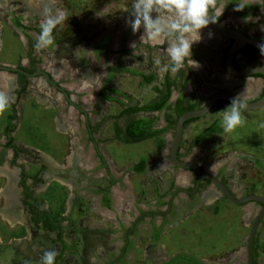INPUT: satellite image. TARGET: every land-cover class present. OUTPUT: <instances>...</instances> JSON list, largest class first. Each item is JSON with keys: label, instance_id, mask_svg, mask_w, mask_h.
Listing matches in <instances>:
<instances>
[{"label": "flooded vegetation", "instance_id": "1", "mask_svg": "<svg viewBox=\"0 0 264 264\" xmlns=\"http://www.w3.org/2000/svg\"><path fill=\"white\" fill-rule=\"evenodd\" d=\"M7 1L8 0H0V19L2 18L4 21H8L10 28H13L17 36H23L25 40L22 41V44L26 50L25 55L21 56L14 65L0 61V71L4 70L13 74L12 82L15 84L14 98L16 99L17 95L20 96L30 89V81L33 78L40 77L41 84L46 86H44L45 89L50 87L55 92H59L66 107L69 108V106H71L75 109L76 113L79 115L77 124L79 123V127L83 129V136H81V140H84L85 152L83 151V154H86L90 146L92 153L90 154L91 156H89V161L91 164L93 161H96V163L98 162V164H95L92 169L86 171L82 155L81 157H77L74 156L75 153L73 156L72 154L69 155L66 153L62 155V161L50 162L37 153H27L28 150L25 148L26 146L14 139L12 132L14 125L11 122L14 116L10 117L9 114L0 135V150L4 149L8 151V153L4 155L3 160L0 161V178H2V182L0 181V218L8 223L10 222L11 226L13 222L21 223L24 225V230H26V232L13 237L15 241L12 242L0 239V259L4 263L40 264V258L45 251H52L57 248L55 264H132V261L137 256L136 247L141 240L139 234H137L138 227H140L139 224H145L143 226L148 227V229L150 228L149 240L157 239L161 232V227L164 226L166 221L173 218V210L178 209V207H173L177 201L188 206L195 198L199 201H204L206 198L205 195L209 191L210 198L211 194L214 193L216 199L222 197L224 200L230 201L214 182L203 177L197 179V174L192 169L185 168L191 172V178L187 185L169 184L170 186H168L169 188L167 191L156 201L155 206L160 207L166 205V209H143L140 207L139 213L131 220L128 229L120 236L121 240L119 242L117 241L118 237L115 238L116 236L109 240L106 234L102 237L87 235L88 232L92 230L90 231L87 228L88 226L84 225L83 221L86 217H89L90 213H83L82 217H80L81 211L84 210L85 207L111 208L114 206L112 186L117 182L118 178L113 172V164L108 161V158L100 147L102 136H98L97 132L103 126L104 121L101 119H92L91 111L85 109L84 106L81 105L79 97H77L78 99H73L70 88L63 83L67 76L62 75V72L58 76H55L51 68L41 63L42 57L35 51L34 45L40 33V24L42 22L41 19L37 18L44 16L43 13L46 7L51 9V15L53 14L54 17L57 15L56 12L58 8L52 7L54 0H34L35 2L33 4L30 3V0H17L19 3L14 8L8 7ZM243 2L247 4L250 0H243ZM235 6V0H233V3H230L226 7L219 21L228 27L240 31L249 38L264 43V31L261 30L262 27H264V11H262L261 5L258 3L251 4L240 12L233 10ZM88 14L90 13L86 11L84 16ZM156 15L157 14L154 12L153 17L155 18ZM249 15H251L253 19L251 22L246 23L243 18ZM25 16H29V18L33 17L32 19L35 20V22L30 19H23ZM120 20L121 19L117 18L112 22V28H116L118 27L117 24L123 21L122 27L119 30L98 32L91 44L93 55L98 58L103 56L106 63L109 60L110 54L116 52L117 55L114 57V64L108 66V74L118 71L117 67L120 64L124 65L126 60L139 61L143 54L147 59L155 56L160 63L166 54L164 47H160V44L155 41H141L140 37L144 34V30H141L140 33L136 35L133 33L127 21L124 22V20ZM1 27H3L2 23L0 25V28ZM205 30H210L211 34L217 36L216 41L210 39L211 45H207L211 48H213L212 46L216 48L221 46V51L223 52L221 62L223 71L231 77H238L241 79V83L238 85L229 83V87L226 86L217 90L230 91L236 96L248 101L256 100L261 97L264 94V75L260 72H254L245 76H237L229 72L225 66L224 57L226 49L233 39L220 35L209 27ZM167 38L168 37H163L161 39L162 42H165ZM206 38L209 37L207 36ZM133 43L136 44L135 54L131 46ZM192 58H194L193 54ZM251 64L264 65V56L261 55L256 45L243 42L234 52L233 66L238 69H243ZM4 65L19 67L23 69L24 72L5 69L3 68ZM45 72L48 73L49 78L45 75ZM240 86H247L252 92H256L255 97H241L237 93V89ZM207 97L204 100L199 99L197 103L194 104L193 108L201 107ZM120 98L122 97L120 96ZM127 98L131 99L130 96ZM129 99L123 101L126 102ZM178 103L185 107L190 104L185 97L179 96L176 97L173 105L176 106ZM224 103L230 104V102L224 99H217L207 112ZM163 108L164 107L159 110ZM259 108L263 109L264 104L256 108H241V110L246 111ZM204 114L193 119L199 118ZM213 121L209 122L206 126L210 125ZM188 122L189 121L184 123V129ZM172 129H174V127ZM112 132L113 134L120 133L123 138H129L126 127H112ZM214 132L201 139L196 138L197 134L193 140L185 145L186 147L182 153L177 151V156L181 159L194 160L198 162L202 168L206 169L204 164L198 161V158L191 155V152L194 146L201 140L209 138ZM234 156H237L238 160L246 159L250 162L249 168L253 165L264 173V161L258 155L252 152L238 150ZM33 163L36 165L31 168ZM227 164L228 162L222 163L216 170L211 171L210 169V174L224 183L237 197H242L251 193L259 194L264 197V190L260 191L257 188V184H254L255 181L249 179L245 174L246 171L241 170L228 173L225 171ZM100 167L103 168L105 172L103 178L106 183L104 185L99 184L98 181V178L100 177L101 179L102 177L94 174ZM83 175L84 181L82 178ZM59 179L64 180L65 183L61 184L69 190L66 200L63 201L64 206L69 207V213H64L63 208L62 210H49L48 200L45 197L40 198L39 196L40 192H44L46 195L50 184L52 182L60 183ZM238 193H240V195H238ZM86 194L89 195L86 197ZM247 202H253L257 208L255 212L252 213L249 220V233L252 220L262 208L263 204L254 199L236 204H246ZM18 218H21L19 219L20 221ZM108 231L109 228H106V232ZM247 236L245 238L246 244ZM246 244L243 259L236 256V254L231 251L227 253L225 259L211 258L210 260H205L196 254L182 251L176 252V254L169 257H167L164 252H158L156 254L152 248L155 244L151 246L147 242L146 249L142 254L143 260L136 261L135 264H247ZM4 245L11 247V249H3L2 246ZM263 248L264 214L259 220L255 231L253 241V264H259L260 260H263L264 264V256L259 259L260 253H263ZM89 254H94L96 256L94 259H89ZM86 259L89 260L87 261Z\"/></svg>", "mask_w": 264, "mask_h": 264}, {"label": "rangeland", "instance_id": "2", "mask_svg": "<svg viewBox=\"0 0 264 264\" xmlns=\"http://www.w3.org/2000/svg\"><path fill=\"white\" fill-rule=\"evenodd\" d=\"M34 2V0H30L32 4ZM6 3L8 7L14 8L19 2L8 0ZM132 4L133 0H54L52 7L58 8L56 16L63 13L64 19L53 32L55 44L50 48L36 52L42 57L41 63L51 68L55 76H58L61 72L62 75L67 76L63 83L70 88L72 98L78 99L77 97H79L81 105H85L91 111L92 119L104 121L103 126L97 131L98 136H102L103 143L100 144V147L109 160L113 158L110 162L114 165L120 176L119 178L123 180L119 184L120 189L127 193L129 197L128 199L121 198L119 202L126 206L127 201L131 199L132 201H140L141 206L150 208L156 204L158 191L163 192L168 188L176 170L178 172L182 171L170 163L169 160L166 166L152 169L153 162L160 159V156L166 155L174 129H167L145 140L119 144L117 140L111 139L112 119L110 116L119 111L122 106L120 101L127 100L128 96H133L136 99L141 97L142 100H147L153 94L152 86L158 82L163 73L164 61L162 60L159 63L156 57L147 59L144 54L139 61L126 60L124 62L126 66L133 67L137 71L153 73L155 75L153 81L142 87L138 82V75L123 74L116 79L112 78L108 82V85L125 92L118 96L119 99H116L117 101L120 100L119 102L95 97L99 82L103 79L106 80V76H109L108 66L117 54L116 52L111 53L107 64H105L104 59H102L103 56L98 58L93 55L91 44L98 32L119 30L123 21L119 22L116 28H112V22L117 18L124 20V22L128 21L131 18L129 14L132 10ZM86 11L90 14L84 16ZM32 18H29V16L23 17L25 20L30 19L35 22ZM37 19L43 20L44 16ZM1 23L3 27L0 28V61L14 65L21 56L25 55L26 50L22 44L25 39L22 35L17 36L13 28H10L8 21L1 18L0 25ZM140 31L135 34H139ZM201 47V45L197 46V48ZM206 52H208L209 57H217L222 62L223 52L221 46L216 51L207 50ZM61 55H65L67 58H59ZM90 72H97V74L90 76ZM12 75L7 71H0V92L5 93L11 102L5 114L0 116V135L9 114H13L14 118L11 122L14 125L12 130L14 139L26 146L27 153H37L50 162L62 161V155L66 153L72 154V156L75 153L74 156L81 157L82 150L84 151V140H81L83 129L79 127V123L77 124L79 115L75 109L71 106L66 107L59 92H55L50 87L45 89L46 86L41 84L40 77L33 78L30 81V89L20 96L17 95L15 99V84L12 82ZM196 84L198 85V82L194 81L193 85ZM140 92H144L145 95ZM229 106L230 104L224 103L221 107L211 109L203 116L188 122L185 126V139H188L195 136L210 120L220 117L219 131L214 132L209 138L201 140L192 148L191 155L198 157L196 154V150H198L202 154L199 156L198 161L206 167L210 168L211 158L222 159L223 156H228L233 151V154H236L238 150L252 152L264 161V111L255 113L249 110L246 114L244 110H241L243 116L246 117V123L243 127L238 128L235 133L229 134L224 132L221 127V111ZM141 115H149L154 118V126H160L164 123L163 112L155 111L142 113ZM124 120L125 117H121L119 121ZM87 150L92 153L90 146ZM7 153L8 151L4 149L0 150V161ZM142 153L147 156L145 170L142 172L130 170L133 161L137 160ZM95 163L96 161H93L92 165L95 166ZM35 165L33 163L31 168ZM186 173L190 176L188 171ZM245 174L249 179L255 181L254 184H260L259 188L264 190L263 172L252 165L249 170H246ZM82 178L84 181V175ZM188 180L185 179L182 182L187 183ZM0 181L2 182V178H0ZM59 181L60 183L52 182L50 184L46 195L44 192L39 193L40 198L45 197L48 200L49 210H62L63 201L66 200L68 195L69 190L61 184L65 183L64 180L59 179ZM98 181L99 184L105 182L104 178L100 179V177ZM219 200H224V198L220 197ZM197 202L198 200L195 198L190 205L186 206L177 201L173 205L175 208L178 207L177 210H173V218L165 222L164 226L161 227L158 238L153 242H150L148 238L150 228L148 229L146 226L144 228L140 224L137 234L140 236L141 243L140 247H136L137 256L132 264L143 260L142 254L144 252H142V249H146L144 244L147 240L150 243H157V248L160 244H164L167 257L173 256L177 251H182L196 254L205 260L211 258L225 259L227 252L221 251L223 249L220 246L222 236H227L229 228L231 234L240 235L244 229L241 222H239L240 212L233 203L230 206L227 202H223L225 205H222L218 200L212 204L203 202L197 205ZM211 223L212 225H210ZM24 232L26 230H24V225L21 223L13 222L11 226L10 222L8 223L0 218L1 240L15 241L13 237ZM2 248L11 249V247L5 245ZM54 250L57 251V248ZM231 251L229 249L228 253ZM154 252L158 253L157 250ZM0 264L7 263L0 259Z\"/></svg>", "mask_w": 264, "mask_h": 264}, {"label": "crops", "instance_id": "3", "mask_svg": "<svg viewBox=\"0 0 264 264\" xmlns=\"http://www.w3.org/2000/svg\"><path fill=\"white\" fill-rule=\"evenodd\" d=\"M205 29H202L203 34L201 33L203 36V40L199 43L194 44L193 49H192V52L194 55V58H192V59L200 62V64H201L200 69L199 70H193V69L189 68V69L181 70L176 76H173L170 72L163 70V73L159 77L158 82H156V84L153 83L154 84L152 86L153 94H151L149 96V98H147V100H142L141 97L136 99L133 96H130L131 99L128 98L129 100L126 102L119 100L121 105H122L121 108L119 109L118 112L114 113V115L110 116L112 119V123H113L112 127H114V128L117 126L118 127L119 126L120 127H126L128 122H130L131 120L139 118V117H147L148 116L150 119H153L152 128L161 129V131L159 133L155 134V135H158V134H160V133H162V132H164L167 129H170L172 127V126H170L169 122H170V119H172L174 117V112H173V106L174 105L173 104H174L176 97H178V96L179 97H185V99H187L189 101V103L195 104V103H197V101L199 99L204 100L208 95H210V93L212 91L220 89V88H224L226 86L229 87L228 86L229 83H232L233 85H238L239 83H241L240 78L231 77L223 71V69H222L223 67H222V63H221L220 59H218L217 57H214V56H210V57L208 56L209 54H208V52H206L207 50L216 51L217 48L214 46H212L213 48H211L207 44L211 43L210 39L213 41L214 40L216 41L217 36L216 35L214 36L213 34H211L210 30L206 31ZM205 36L206 37L208 36L209 38H206ZM168 40H169V38H167L165 42H162V40H160V42H158L160 44V47H164L165 51H166L167 47L169 46ZM199 45H201L202 47L197 48V46H199ZM152 57H155V56H152ZM59 58L65 59V58H67V56L61 55V56H59ZM102 59H104V61H106L104 57H102ZM163 61H164L163 69H164L165 65H168L171 63L170 57H168V55H167V51H166V54L163 58ZM105 64H107V63L105 62ZM113 64H114V59L112 60V63L110 65L112 66ZM117 70L118 71H115V73H111V74L109 73L108 74L109 76H106V80L103 79V80H101V82H99L100 84L96 90L97 94L95 95V97L97 96L100 99L105 98V99L117 101L116 99L118 98L119 95H118V93H115V92L118 91V92H122L123 94L125 92L115 88L112 85H108V82L112 78L116 79L117 77L122 76L123 74L132 73L133 75H138L139 76L138 82L140 83V86H142V87L145 86L147 83H149V82L151 83V81H153V80H151L149 82H146L145 81L146 75L152 74L155 78V75L153 73L138 72L133 67L131 68L129 66H126V64H124V65L120 64L117 67ZM96 74H97V72H93V73L90 72V76H93ZM167 81L171 82V93H170L171 95H170L169 99L167 100V106L166 107H164L161 110L152 109V110H144V111L128 109L130 107L137 106V105L150 104V103L158 100V98L161 95V91L164 89ZM194 81H197L198 85L197 84L193 85ZM237 93L243 98H249V97H255L256 92H252V90L247 86H240L237 89ZM141 94L145 95L144 92H142ZM119 101H117V102H119ZM84 108L88 110V108H86L85 105H84ZM249 110L253 111L255 113H261L262 111H264V108L263 109L259 108V109H254V110L249 109ZM249 110L244 111V113L247 114L249 112ZM155 111H159V112L164 113V123L160 126H154L155 119L152 118L151 116L141 115L142 113H150V112H155ZM121 117H125V120L122 122L119 121ZM216 118H220V117H215L214 119H216ZM213 120H210V122ZM190 121H192V120H189V122ZM155 135H153V136H155ZM153 136H149V137L142 138L139 140L123 141L120 139V138H123L120 133L119 134L118 133L113 134V132L111 133V139L113 138V139L117 140V142L119 144L145 140V139L151 138ZM195 136H191L188 139H185L186 134H185V129H184L183 137L181 139L182 141L180 143L178 152L182 153L186 147L185 145L187 143H189L191 140H193ZM125 139H129V138L127 137ZM233 153H234V151L231 152L228 156L227 155L223 156L222 159L221 158L220 159L211 158L214 160H212L213 162L210 160V168L206 167L204 165L206 170L210 171V169L212 168L213 165H214L213 170H216L222 163H226V162H228V164L226 166L225 171H227L228 173H230L232 171L238 172L241 170H244V171L249 170L250 169L249 168L250 163L246 159L238 160V157L234 156ZM90 154L91 153H89V150H87L85 155L83 154V150L81 153V155L83 157L84 167H85L86 171L88 169H92L94 167L91 164V162L89 161V156H91ZM165 154L166 155H162L160 157L158 156L160 159H156L155 162H153V164H152L153 168L152 169H154V167L155 168H157V167L161 168V167L166 166L169 158L167 156V151ZM196 154L198 157H195V158H199V156L202 155L201 153H199L198 150H196ZM141 156H143V157L145 156V160H144L142 169L140 171H138V170L134 169L133 165L140 159ZM112 160H113V158H111V160L108 159L109 162ZM146 160H147V156L144 153H142L137 158V160L133 161V163L131 164L129 169L132 171H135V172L144 171L146 168V165H145ZM170 163H171V161H170ZM95 164H98V162ZM177 168L181 169L182 171L178 172L176 170V172L173 176V179L171 182H169V184H171V185H173V184L187 185L188 182L183 183L182 181H185V179H190L191 178V172L185 168H181V167H177ZM185 170L190 173V176H188V173H186ZM113 172H114L115 176L118 178L117 182L114 183L112 186L113 196H114V206L111 208H107V207H97V208L89 207L88 208V207H85L84 210L81 211L79 216L82 217L83 213H86V212H88V214L90 213L89 217H86V219L83 221L84 225L88 226L87 228L90 231L92 230L91 232H88L87 235H90V236L93 235L96 237L101 236L102 237L104 234H106L108 236L107 239H109V240L116 236L115 238L118 237L117 241L119 242L121 240L120 236L128 229L131 220L134 218V216H137V214L139 213V208L140 207L143 209H148V208L141 206L140 201H135V200L132 201L131 199L127 201L126 206L122 205V203L119 202L121 200V198H127L128 199L129 197L127 196L128 195L127 193H125L124 191H122L120 189L119 184L123 180L121 181V179L119 178L120 176L116 172L114 165H113ZM88 174H90V173H88ZM94 174H96L97 176H101L102 179H103V176H105L104 169L101 167L98 168L97 171L94 172ZM246 181H247V179H246ZM105 183L106 182L102 183V185H104ZM168 186H170V185H168ZM260 186H261L260 184H257V188L261 191L263 189H260L259 188ZM167 189H165L163 192L158 191V196H157L156 200H158L159 197L167 191ZM88 195L89 194H86L85 196L87 197ZM238 195H240V193H238ZM205 197L206 198L204 201L198 200L197 205H199L203 202L204 203H215V201H217V200L222 205H225L223 202L229 203L230 206H232L234 204L233 202H230V201L219 200L220 198L216 199V195L214 193L211 194V198H210V191L208 193H206ZM132 198H133V196H132ZM235 205L240 212L239 222H241L244 229L240 233V235H237L236 233L231 234L230 233L231 229L229 228L227 236H224V237L222 236L223 239L221 241L220 246L223 249L221 251H226L228 253L229 249H231L234 252V254H236V256H239L241 259H243L244 254H245L244 248H245V244H246L245 238L248 234V229H249V220L251 218L252 213H254L257 208L253 202H247L246 204H240V205L235 203ZM150 208L163 210V209H166V205H162L160 207L151 206ZM68 210H69L68 206L63 207L64 213H69ZM129 211L131 212V214H129L130 213ZM210 225H212V223ZM143 227L145 228V226H143ZM106 228H109L108 232H106ZM210 228H211V226H210ZM223 230H224V227H223ZM259 239H261V238H259ZM149 241L153 242V241H155V239L149 240ZM149 241L148 240L146 241V243L144 244V247L147 245V242H148V244H150L151 246H153L155 244L152 247L154 249V251L157 250L158 252L166 253V246L164 244H160L159 247L157 248V243H150ZM140 243H141V241L138 243L137 247H140ZM214 244H215V242H214ZM144 250L145 249L143 248L142 252H144ZM93 255L94 254H89V259H92V258L94 259L96 255H94V256ZM263 256H264V248H263V253H260L259 259H261V257H263ZM259 264H263V260H260Z\"/></svg>", "mask_w": 264, "mask_h": 264}, {"label": "clouds", "instance_id": "4", "mask_svg": "<svg viewBox=\"0 0 264 264\" xmlns=\"http://www.w3.org/2000/svg\"><path fill=\"white\" fill-rule=\"evenodd\" d=\"M233 3V0H133L131 18L127 21L133 33H137L143 28L144 34L141 41L160 42L163 37H168V47L166 49L171 63L164 66V71L176 76L181 70H199L200 62L192 59L193 45L203 40L202 29L210 24L219 22L226 7ZM260 4L264 11V0H250L244 3L243 0H235L234 11H243L251 4ZM157 15L153 17V13ZM211 13V14H210ZM44 19L40 24V33L34 45L35 51L40 52L50 48L55 44L53 35L57 25L64 19L63 13L58 16L51 15V9L45 8ZM244 21L251 22V15L243 18ZM264 31V27L261 29ZM211 35V34H210ZM135 43L131 46L134 49ZM260 53L264 56V43L257 45ZM9 97L0 92V116H3L10 107ZM242 105L239 100L233 98L230 106L221 111V127L226 133H235L246 123V117L241 111ZM214 165L211 168L213 170ZM56 251H45L40 258V264H55Z\"/></svg>", "mask_w": 264, "mask_h": 264}, {"label": "water", "instance_id": "5", "mask_svg": "<svg viewBox=\"0 0 264 264\" xmlns=\"http://www.w3.org/2000/svg\"><path fill=\"white\" fill-rule=\"evenodd\" d=\"M208 27L220 35L230 37L233 39L231 44L227 47L226 52H225V57H224L225 66L229 72L237 76H245V75H248L254 72H260L262 75H264V65H261V64H251L243 69H238L233 66L234 52L241 46L243 42H249L256 46L260 44V42L245 36L240 31L234 28L224 25L220 21L215 24H210ZM3 68L24 72L23 69L13 66V65H4ZM45 75L49 78V75L47 72H45ZM236 97L241 103L242 108H256L264 104V94L256 100L248 101V100H244L236 96L235 94L227 90L214 91L212 94H210L207 97V99L204 101L201 107L186 110L177 116L176 121H175L173 136L168 146L167 154H168L169 160L175 166L190 168L197 174V177H198L197 179H200L203 177V178H206L214 182V184H216L220 188L222 193L230 201L234 203H243L249 199H254V200L260 201L263 204L262 208L253 218L251 227H250V230L247 236V244H246L247 261L246 262L247 264H253V241H254L257 224L264 214V197L259 194H255V193H251V194H248L242 197H237L232 193V191L224 183H222L220 180H218L212 174H210L208 170L202 168V166L198 162L194 160H190V159H181L177 156L178 146L183 137L184 121L188 118L198 117L204 114L211 108V106L217 99H224L228 102H231L232 99Z\"/></svg>", "mask_w": 264, "mask_h": 264}, {"label": "trees", "instance_id": "6", "mask_svg": "<svg viewBox=\"0 0 264 264\" xmlns=\"http://www.w3.org/2000/svg\"><path fill=\"white\" fill-rule=\"evenodd\" d=\"M154 76L152 74H148L145 77V81L149 82L153 80ZM118 93V95L123 94L122 92H115ZM171 93V82L167 81L165 84L164 89L161 91V95L156 100L155 102H152L150 104H143V105H137L130 107L128 109L131 110H139V111H144V110H152V109H160L161 107H166L167 106V100L170 96ZM194 107V103L188 104V106H182L180 103H178L176 106H173V112H174V117L170 119V126L174 127L175 121L177 116L182 113L184 110L187 109H192ZM127 110V109H126ZM10 117H13V114L10 115ZM195 117L188 118L184 121L186 123L187 121L193 119ZM152 122L153 119H150L148 116L147 117H139L136 119L131 120L128 122L126 125V130L129 135V139L125 138H120L123 141H133V140H139L142 138H146L149 136H153L161 131V129H154L152 128ZM219 123H220V118H216L210 125L204 127L196 136V138H203L206 136H209L212 132L218 131L219 130ZM145 160V156H141L140 159L133 165L134 169L140 171L142 169L143 163Z\"/></svg>", "mask_w": 264, "mask_h": 264}, {"label": "bare ground", "instance_id": "7", "mask_svg": "<svg viewBox=\"0 0 264 264\" xmlns=\"http://www.w3.org/2000/svg\"><path fill=\"white\" fill-rule=\"evenodd\" d=\"M8 200V199H7ZM9 203H11V202H9ZM11 208V207H10ZM14 215V214H13ZM13 220V219H12Z\"/></svg>", "mask_w": 264, "mask_h": 264}]
</instances>
